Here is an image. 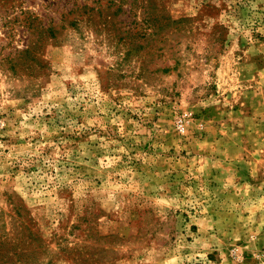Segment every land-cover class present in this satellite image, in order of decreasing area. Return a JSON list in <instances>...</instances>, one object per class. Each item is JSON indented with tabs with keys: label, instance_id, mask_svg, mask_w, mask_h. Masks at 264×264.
Listing matches in <instances>:
<instances>
[{
	"label": "rangeland",
	"instance_id": "obj_1",
	"mask_svg": "<svg viewBox=\"0 0 264 264\" xmlns=\"http://www.w3.org/2000/svg\"><path fill=\"white\" fill-rule=\"evenodd\" d=\"M5 1L0 259L264 264V0Z\"/></svg>",
	"mask_w": 264,
	"mask_h": 264
},
{
	"label": "trees",
	"instance_id": "obj_2",
	"mask_svg": "<svg viewBox=\"0 0 264 264\" xmlns=\"http://www.w3.org/2000/svg\"><path fill=\"white\" fill-rule=\"evenodd\" d=\"M7 1L8 0L5 1V4L7 3ZM18 1L20 4L18 3L19 5H17L16 10H15L16 2L14 3L13 6L11 5L12 6L11 8L13 9V11L10 14V16L12 15V18H14V20L18 22V27H20L21 29L20 35L23 37L22 42H23L24 47L26 48L25 51H27L30 45L35 44L39 40L38 38L36 39L35 37L36 36L38 37L39 35L42 36L41 33H45L46 38H50V39L56 38L55 30L50 25L52 24L51 22L53 21L51 17L49 18V20H46V16H45V20H44L43 16H40L34 12H31V10H29V7H30L29 0H18ZM43 2H45V7H51L50 11L54 12L57 10L58 6L61 3H63L62 7L66 6L70 2V0H66L65 2L63 1L60 2V0H44ZM71 6L72 7L69 12H71L72 10L77 11V10L87 8V5L84 4L83 0L80 4L72 3ZM64 21H66L64 20V17H61L58 19L57 22L53 23V26L54 27L58 26L59 23L64 22ZM77 21L78 19L74 18L70 20L68 24L70 26H73V25H76ZM46 25H49V26H46ZM36 30H38L39 33ZM0 264H5V262L2 261V259H0Z\"/></svg>",
	"mask_w": 264,
	"mask_h": 264
},
{
	"label": "built area",
	"instance_id": "obj_3",
	"mask_svg": "<svg viewBox=\"0 0 264 264\" xmlns=\"http://www.w3.org/2000/svg\"><path fill=\"white\" fill-rule=\"evenodd\" d=\"M182 122H183L182 119H180L179 122L177 123V130L180 133H183L184 130H185L184 125L182 124Z\"/></svg>",
	"mask_w": 264,
	"mask_h": 264
}]
</instances>
